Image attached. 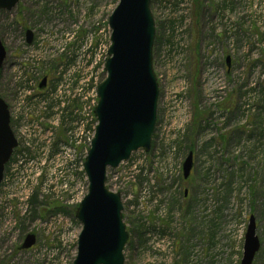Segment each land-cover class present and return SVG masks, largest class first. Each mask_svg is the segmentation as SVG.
I'll use <instances>...</instances> for the list:
<instances>
[{
    "label": "rangeland",
    "instance_id": "374dc122",
    "mask_svg": "<svg viewBox=\"0 0 264 264\" xmlns=\"http://www.w3.org/2000/svg\"><path fill=\"white\" fill-rule=\"evenodd\" d=\"M119 2L20 0L0 11L8 52L0 97L14 118L41 110L40 102L17 104L15 83L27 73L19 66L28 61L53 91L73 90L77 76L93 74L97 85L106 79L109 18ZM151 10L160 89L152 149L108 170L129 233L125 264H241L251 216L261 242L253 264H264V0H152ZM44 146L33 144L0 188V264H74L77 257L75 214L89 183L80 165L63 191L69 173L46 158ZM190 152L195 165L185 180ZM85 155L81 149V163ZM30 234L35 246L21 250Z\"/></svg>",
    "mask_w": 264,
    "mask_h": 264
},
{
    "label": "water",
    "instance_id": "95a60500",
    "mask_svg": "<svg viewBox=\"0 0 264 264\" xmlns=\"http://www.w3.org/2000/svg\"><path fill=\"white\" fill-rule=\"evenodd\" d=\"M20 0H0V11L10 12ZM152 0H120L109 18L111 45L105 64L107 78L98 87V120L95 138L84 164L89 183L88 195L76 210L82 225L74 264H125L124 252L129 233L124 223L120 193L107 186L108 170L117 169L142 150L149 153L157 124L160 89L154 71L156 23ZM34 33L26 32L32 45ZM0 38V68L7 58ZM230 67V58H227ZM45 78L40 89L46 87ZM18 142L11 128L10 110L0 97V185L5 168ZM194 168V153L183 163V177L188 180ZM36 236L26 237L21 250H30ZM261 249L257 223L250 217L241 264H253Z\"/></svg>",
    "mask_w": 264,
    "mask_h": 264
},
{
    "label": "built area",
    "instance_id": "2783aa9c",
    "mask_svg": "<svg viewBox=\"0 0 264 264\" xmlns=\"http://www.w3.org/2000/svg\"><path fill=\"white\" fill-rule=\"evenodd\" d=\"M31 62V66L27 70L30 78L25 76L19 79L23 83V88L19 90L18 107L24 104V101L32 98L30 102H40L41 110L36 113L28 114L26 111L16 114V120L20 126L19 133L23 138L24 146L32 148V145L45 144L44 147L46 158L51 156L55 166H64L69 175L61 178L60 188L68 191L72 184V178L77 170H80L81 149L87 152L94 136L95 118L93 114L96 104V89L92 75L88 80H81L77 76L75 87L66 93L62 92V86L55 89H49L45 94H37V64ZM24 71V70H22ZM37 73V74H36ZM75 90V91H74ZM76 106L69 110V106ZM21 117H18V116ZM63 123L66 130V140L61 142L56 151L50 155L54 143L55 131L60 124ZM33 149V148H32ZM27 156L26 152H22L17 156L16 165L12 166L11 176L13 172L24 161ZM72 186V185H71ZM242 235L239 236L241 238Z\"/></svg>",
    "mask_w": 264,
    "mask_h": 264
},
{
    "label": "trees",
    "instance_id": "16d2710c",
    "mask_svg": "<svg viewBox=\"0 0 264 264\" xmlns=\"http://www.w3.org/2000/svg\"><path fill=\"white\" fill-rule=\"evenodd\" d=\"M197 2H198V0H196ZM1 72H2V70L0 69V75H1Z\"/></svg>",
    "mask_w": 264,
    "mask_h": 264
}]
</instances>
